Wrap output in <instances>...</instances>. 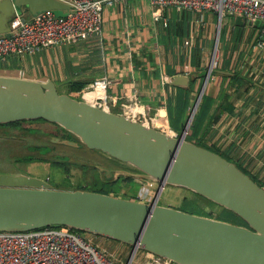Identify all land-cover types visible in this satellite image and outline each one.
Listing matches in <instances>:
<instances>
[{
  "label": "water",
  "instance_id": "water-1",
  "mask_svg": "<svg viewBox=\"0 0 264 264\" xmlns=\"http://www.w3.org/2000/svg\"><path fill=\"white\" fill-rule=\"evenodd\" d=\"M22 6L31 14L68 9L57 0H2L0 35L10 32L8 23ZM209 74L210 69L197 107ZM187 82L178 76L172 84L186 86ZM36 120L53 124L77 140L53 137L54 144L98 151L129 168L116 173L158 187L184 189L231 212L246 226L113 194L55 190L39 177L0 172V232L62 226L174 264H264V188L234 163L187 141L185 129L179 136H169L59 93L52 81L0 76V125Z\"/></svg>",
  "mask_w": 264,
  "mask_h": 264
},
{
  "label": "crops",
  "instance_id": "crops-1",
  "mask_svg": "<svg viewBox=\"0 0 264 264\" xmlns=\"http://www.w3.org/2000/svg\"><path fill=\"white\" fill-rule=\"evenodd\" d=\"M37 13L31 14L24 6L16 8V17L8 23L10 32L5 35L15 28L16 19L30 21ZM153 13L147 0L117 2L103 9L100 37L44 49L23 59L9 58L0 64V75L52 81L64 94H68V84L80 82L84 84L83 100L90 84L107 79L105 95L110 112L122 115L124 103L136 98L148 116L161 113L167 120L170 102L195 82L184 122L175 131L181 134L205 82L217 42L215 70L210 71L204 93L216 98L224 113L207 130L206 142L217 144L212 146L219 151H228L264 187V51L251 48L254 36L258 37L257 28L233 17L224 18L219 25L212 12L193 14L168 8L159 20H154ZM178 76L187 78L186 86L172 84ZM208 82H212L209 90ZM220 88L224 89L222 95ZM161 205L171 207L169 201ZM93 241L116 252L128 249L105 238Z\"/></svg>",
  "mask_w": 264,
  "mask_h": 264
},
{
  "label": "built area",
  "instance_id": "built-area-1",
  "mask_svg": "<svg viewBox=\"0 0 264 264\" xmlns=\"http://www.w3.org/2000/svg\"><path fill=\"white\" fill-rule=\"evenodd\" d=\"M68 6V12L58 17L53 11H42L34 15L30 21L16 19L15 28L9 35H0V64L9 58L23 59L34 56L44 49L70 45L82 40L98 38L102 32L103 9L125 0H57ZM154 9V20L161 19V12L166 9L199 14L212 12L219 25L226 17L241 18L249 27L257 28L258 37L254 36L251 48L264 51V0H147ZM187 45V43H186ZM217 42L212 51L210 71L216 65ZM107 79L90 84L82 94H93L100 91L103 97L93 98L89 104L108 110L106 104ZM88 103V102H87ZM136 98H129L122 106L123 116L130 120L140 121L146 126L155 128L169 136H179L170 128L165 114L148 116ZM197 110L196 102L189 109L187 125L184 126L185 138ZM190 119V120H189ZM187 127V128H186ZM143 183V185H142ZM138 198L148 199L149 191L156 188L151 203L158 204L166 186L142 181ZM150 204V203H149ZM92 236V237H91ZM91 239L80 235L67 227L52 226L39 230L8 233L0 232V264H133L140 254L137 264H174L154 255L129 249L125 262L120 261L117 254L103 244L93 241L101 238L91 235ZM106 239V238H105ZM103 245V246H102Z\"/></svg>",
  "mask_w": 264,
  "mask_h": 264
},
{
  "label": "rangeland",
  "instance_id": "rangeland-1",
  "mask_svg": "<svg viewBox=\"0 0 264 264\" xmlns=\"http://www.w3.org/2000/svg\"><path fill=\"white\" fill-rule=\"evenodd\" d=\"M55 15L61 17L64 16L65 13L62 11H55ZM213 70H215V67ZM211 84L212 82H208V90ZM58 92L62 93V89H58ZM21 127L23 130L34 129L36 132L29 134L27 132L20 131L18 134H12L10 137L14 136L18 139V146L12 149L15 150L13 152L12 150H7L8 148H12V146L8 143L5 142L2 144L6 149H0V157L3 156L5 151L9 155H6L4 159L8 161L0 162V172L16 173V169L20 168V173L42 178L46 180L55 190H77L80 188L81 190L101 193L105 192L107 189L106 186L102 185L103 182H108L117 176V173H114L113 171L115 169L124 168L122 164L112 160L104 154L98 151L83 148L82 146L71 147L68 145H62L67 149L69 148L68 150L70 151L55 148L47 153H31L26 150V145L49 146V142L53 143V137L65 139L68 138L67 134L61 128L47 122L25 123ZM188 133L186 135V139ZM1 139L5 140V137L0 138V141H2ZM67 140L70 139L68 138ZM70 141L77 142L75 139H71ZM205 141H207L206 138ZM208 145H214L217 147V144L213 143H209ZM27 155H32L35 158L43 160V162L24 164L22 162L14 161L18 158L22 159ZM119 187L122 189V193L120 191L118 196L124 197L127 192L129 196H134L128 199L141 201L147 204L151 203L156 194V188H154L153 191H149L148 199L142 200L141 198H138L142 195V190H140L141 187L139 189H131L130 185L124 184ZM177 190L178 188L166 187L161 194L158 205H161L165 201H169L172 208L190 214L211 218H216L219 214L218 207L208 204L200 198L194 197L192 193L185 191L184 189H181L182 191ZM186 198L193 199L195 201L194 205L196 208L193 206V203L191 205H187L184 201ZM112 251L117 254L119 258L123 259V261L127 260L129 249H126L124 252ZM139 259L140 254L136 256L133 264H137Z\"/></svg>",
  "mask_w": 264,
  "mask_h": 264
},
{
  "label": "trees",
  "instance_id": "trees-1",
  "mask_svg": "<svg viewBox=\"0 0 264 264\" xmlns=\"http://www.w3.org/2000/svg\"><path fill=\"white\" fill-rule=\"evenodd\" d=\"M194 83L195 82H191L187 88L179 91L176 94L174 101L170 102V106L167 109V112H168L167 116H168V120H169V125H170V128L174 131H177L178 128H180V126L184 122L185 113H186V110L188 107L189 96L193 90V84ZM83 90H84V84H82L80 82H74V83L68 84V95L74 99L81 100L80 96H81V92ZM221 92L223 93L224 89L220 88V93ZM222 93H221V95H222ZM214 107H215V109H214ZM223 113H224V106L219 107L216 103V98H213L211 95L204 93L202 98L200 99L199 104H198V107H197V110L195 112V116L192 120V124H191V127H190V130H189V133H188L186 140L189 142L194 141V143L196 145L203 147V148H206V149L220 155L221 157H223L227 161L234 163L239 170H241L243 173L248 175L260 187H263V184L259 183L253 176H250L235 160H233L229 156L228 151L222 152V151L217 150L214 146L207 145V142L205 141V134L207 133V130L209 129V127L211 125H213V123H217L220 120V116ZM33 122H45V121H43V120H36V121H29V122L28 121H19V122H12V123H8V124H1L0 125V138L5 137V140L1 139L2 141H0V149L5 148L2 145L5 142L8 143L10 146H12V148L7 149L9 151L18 146V139L15 138L14 136L10 137L12 134H18L20 131L27 132L29 134L35 133L36 131L34 129L23 130L21 127L25 123H33ZM67 137L70 140L75 139L73 136H71L69 134H67ZM68 138H65V139H68ZM82 147L86 148L85 146H82ZM25 148L27 151H29L31 153H35V152L47 153V152L54 150L55 148H58L60 150L61 149L62 150H68L69 149V148L68 149L65 148L62 145L53 144L51 142H49V146H45V145H42V146H30V145H28L27 146L26 145ZM13 151H15V150H12V152ZM42 151H44V152H42ZM68 151H70V150H68ZM6 155H9V154L6 153V151H5L3 156L0 157V162L8 161V160H4ZM14 161L15 162H22L24 164H31L34 162H43V160L35 158L32 155H27L22 159L18 158ZM16 171L21 172L20 168H17ZM116 175L117 176L115 178H112V180H110L108 182H103L102 185L106 186L107 189L105 190V192H101V193L113 194L114 196L115 195L118 196V193H120V191L122 193V189L119 187L120 185H122V184L130 185L131 189H139V187L142 183V180H138V179H135L132 177L119 175V174H116ZM77 190H81V189L79 188ZM83 191H86V190H83ZM125 194L126 195H124V198L134 197V196H129L127 192ZM194 196L196 198H200L196 195H194ZM118 197H122V196H118ZM200 199H202L203 201H205L208 204L214 205V204L204 200L203 198H200ZM184 201L186 202L187 205H191L193 203L187 198L184 199ZM193 206L196 208L194 203H193ZM214 206H216V205H214ZM216 207H218V209H219V214L214 219H218V220L228 222L231 224H235V225L246 226L244 224V222H242L236 215L232 214L231 212H229V211H227V210H225L219 206H216ZM74 232L85 236L89 240L92 237L91 235H87V234L82 233V232H77V231H74Z\"/></svg>",
  "mask_w": 264,
  "mask_h": 264
},
{
  "label": "bare ground",
  "instance_id": "bare-ground-1",
  "mask_svg": "<svg viewBox=\"0 0 264 264\" xmlns=\"http://www.w3.org/2000/svg\"><path fill=\"white\" fill-rule=\"evenodd\" d=\"M104 94L100 91H97L93 94H87V95H84V100L85 102H92L93 98H100V97H103ZM161 114V113H160ZM158 199V196H155V201Z\"/></svg>",
  "mask_w": 264,
  "mask_h": 264
},
{
  "label": "flooded vegetation",
  "instance_id": "flooded-vegetation-1",
  "mask_svg": "<svg viewBox=\"0 0 264 264\" xmlns=\"http://www.w3.org/2000/svg\"><path fill=\"white\" fill-rule=\"evenodd\" d=\"M123 166H124V168L115 169L113 172L116 173L117 170H129L128 167H126L125 165H123ZM117 174H118V173H117ZM120 175H122V174H120ZM166 187H168V186H166ZM169 188H171V187H169Z\"/></svg>",
  "mask_w": 264,
  "mask_h": 264
}]
</instances>
